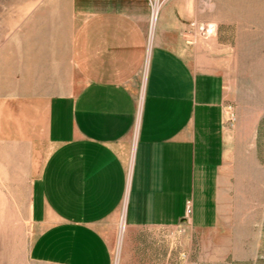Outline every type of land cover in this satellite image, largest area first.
Returning a JSON list of instances; mask_svg holds the SVG:
<instances>
[{
	"label": "crops",
	"instance_id": "1",
	"mask_svg": "<svg viewBox=\"0 0 264 264\" xmlns=\"http://www.w3.org/2000/svg\"><path fill=\"white\" fill-rule=\"evenodd\" d=\"M193 6L161 0L152 21L151 0H73L65 54L31 46L23 65L53 77L26 98L48 144L29 183L30 262L113 264L120 232L127 249L142 226L180 223L188 197L195 219L215 213L231 180L224 80L187 58Z\"/></svg>",
	"mask_w": 264,
	"mask_h": 264
},
{
	"label": "rangeland",
	"instance_id": "2",
	"mask_svg": "<svg viewBox=\"0 0 264 264\" xmlns=\"http://www.w3.org/2000/svg\"><path fill=\"white\" fill-rule=\"evenodd\" d=\"M72 1L0 0V264H39L27 259L29 183L48 144L42 123L31 119L38 105L26 98L42 97L36 85L53 75L23 63L31 46L35 55L65 54ZM160 2L151 0L152 21ZM193 2L183 46L195 66L223 77L224 165L231 180L205 223L192 216L200 201L188 197L185 213L188 204L191 212L180 223L142 226L127 249L120 232L113 264H264V0Z\"/></svg>",
	"mask_w": 264,
	"mask_h": 264
},
{
	"label": "built area",
	"instance_id": "3",
	"mask_svg": "<svg viewBox=\"0 0 264 264\" xmlns=\"http://www.w3.org/2000/svg\"><path fill=\"white\" fill-rule=\"evenodd\" d=\"M190 212H191V206L188 204V206H187V211H186V213H185V216H189V214H190Z\"/></svg>",
	"mask_w": 264,
	"mask_h": 264
}]
</instances>
